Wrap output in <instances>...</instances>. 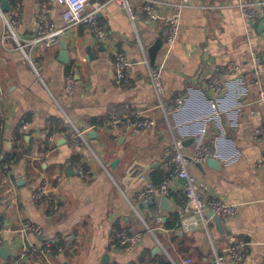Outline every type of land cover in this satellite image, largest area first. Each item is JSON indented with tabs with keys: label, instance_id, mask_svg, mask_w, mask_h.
Here are the masks:
<instances>
[{
	"label": "crops",
	"instance_id": "obj_1",
	"mask_svg": "<svg viewBox=\"0 0 264 264\" xmlns=\"http://www.w3.org/2000/svg\"><path fill=\"white\" fill-rule=\"evenodd\" d=\"M46 0H11L22 26L17 27L41 72L39 77L18 43L0 17V118L5 126L0 131L1 151H11L13 134L28 122L21 148H30L26 158L42 162V168L28 169L26 160L12 165L7 175L0 169V219L4 243L12 254L23 246L21 229L25 222L43 228V233L29 234V241L41 246L46 240L59 242L50 262L34 256L29 264H157V242L146 232L144 220L154 224L157 216L163 221L178 212L184 218L188 209L183 177L174 173V165L166 151L174 139L182 143L190 160L189 171L203 182L210 197L238 204L240 211L223 219V230L211 220L193 231L180 227L162 230L159 236L177 262L214 264L218 251L239 242L250 243L246 264H264V139L255 131L264 126V104L260 87L264 85V7L261 17L251 21L246 11L264 0H149L164 15L180 13V33L168 45L162 32L163 21H152L143 11L144 0H135L138 17L133 21L128 11L110 0H89V9L99 2V20L106 25L109 39L102 42L85 25L65 32L70 60H60V39L51 47L31 44L38 34L40 5ZM51 19L57 27H66L64 7L51 0ZM60 37V38H61ZM162 45L154 63L150 48L157 39ZM121 50L133 64L131 85L115 83L111 69L113 52ZM260 58L262 72L254 69V53ZM150 63V64H148ZM237 64L239 71L227 72L228 64ZM163 65L166 109L150 79V66ZM74 74L75 92L68 95L65 78ZM217 77L225 90L214 93L208 80ZM183 97L184 104L174 110V99ZM142 114L155 125L135 131L128 124L112 127L107 122L129 114ZM69 117L79 127L97 131L87 140L99 155L102 166L86 145H70ZM61 120L65 132L49 140V150L40 144L50 132L48 123ZM103 120L98 127L90 120ZM52 134V133H51ZM49 135V138L51 136ZM66 140H63V139ZM203 146L220 153L218 166L195 157ZM49 152V153H48ZM48 153V155H46ZM80 153L88 170L81 178L73 156ZM119 159L113 167L111 163ZM47 181V196L57 201L58 210L50 213V200L35 199L36 190ZM167 183L172 208L163 210L158 193L139 200L137 195L149 183ZM135 204L136 209L130 203ZM145 202H148L147 204ZM145 203L143 207L141 204ZM138 211V212H137ZM208 216V215H207ZM143 233L132 248L115 246L114 231ZM6 260L0 256V264Z\"/></svg>",
	"mask_w": 264,
	"mask_h": 264
},
{
	"label": "built area",
	"instance_id": "obj_2",
	"mask_svg": "<svg viewBox=\"0 0 264 264\" xmlns=\"http://www.w3.org/2000/svg\"><path fill=\"white\" fill-rule=\"evenodd\" d=\"M63 9V18L66 21V27H57L51 19V0H46L40 5V12L38 16V34L37 37L31 42V44L40 45L44 47H51L59 42L60 37L68 31V29L77 26L85 25L90 31L96 34L102 42H106L109 39L106 25L102 24L99 20L98 11L101 9L99 2L93 3V8L89 9V0H59ZM121 4L129 13L131 19L134 21L139 15L136 11L135 0H110ZM261 6L264 7V2L254 4L246 11V15L251 21H257L262 14ZM143 11L147 14L148 18L152 21H163L162 32L164 39L168 45H172L177 40L180 33V13H174L164 16L160 10L155 7L149 0H144ZM0 17L4 21L5 26L10 31L12 37L17 41L18 48L24 53L25 57L29 61L30 65L35 70L36 74L41 77V72L36 64L33 56L26 51L25 44H23L18 36L17 27L22 26L21 19L17 12L5 13L0 7ZM257 53H254V69L257 74L262 72L260 68V58ZM132 62L126 57L125 53L121 50H115L111 61V69L114 74L115 83L120 87H128L131 85V66ZM150 64V63H148ZM227 72L239 71L237 64L231 63L225 67ZM150 79L154 87V90L159 98V105L166 109L167 102L165 100V87L163 84V65L150 66ZM208 86L214 93H221L225 90V83L217 78L211 77L208 80ZM76 80L74 74L70 73L65 78V90L68 95H72L75 92ZM260 100L264 104V85L260 87ZM174 110L179 111L184 104L183 97L179 96L174 99ZM70 123V131L65 136L69 135L70 145L74 148H80L86 145L91 151L93 157L105 167L102 159L92 149L87 140L88 129L79 127L69 117H67ZM119 123L128 124L135 131L150 129L155 125V121L151 118L144 117L142 114H129L123 117V119L113 118L107 122L109 126H116ZM5 123L0 118V131L4 128ZM48 127L52 128V122L48 123ZM28 128V122H24L19 129L13 134L12 141L16 142L26 133ZM256 135H260L264 139V126L256 129ZM56 138V132H53L49 138L50 141H54ZM49 153V152H48ZM46 153V155H48ZM166 155L170 158L174 165V173L180 177L186 178L185 193L188 200V209L192 211V214L184 218L180 217L179 227L186 231H193L197 229L201 224H204L207 228L212 220L213 215H218L223 219L230 218L236 215L240 211L238 204L227 203L218 198L210 197L203 182L199 181L196 176L190 173L189 163L190 160L183 151V146L180 141L174 139L166 151ZM221 155L219 152L213 150L209 146H203L200 148L195 161L205 162L209 158H219ZM260 164H264V159ZM75 168L77 174L81 178H87L88 170L86 168L85 161L81 158L75 162ZM0 169L9 175L12 172V165L9 162L3 163L0 158ZM168 195L169 189L166 182L161 184L149 183L141 191H139L137 197L139 200L146 199L152 195ZM35 199L43 202L47 199L50 200V213L54 214L58 210L57 201L52 200L47 196V181L36 190ZM136 209L135 204L130 202ZM211 209L213 211L212 216H207L205 211ZM138 212V211H137ZM146 232L151 234L159 247L163 250V253L168 257L173 264H189L192 262L190 258L184 259L181 263L175 261L171 256L169 247L165 245L162 238L159 236V232L166 230L162 216H157L155 223L150 224L144 220ZM23 238V246L16 254H12L3 261L2 264H29L28 257L34 256L40 261L50 262L51 255L55 250H62L63 247L59 242H52L46 240L41 246H35L29 241V234H42L43 228L32 222H25L20 230ZM3 226L0 219V247L4 244L2 237ZM143 233H129L126 229H116L114 231V245L121 248H132L142 239ZM250 252V243L239 242L234 245L228 246L221 251H218L214 258V264H246L247 257Z\"/></svg>",
	"mask_w": 264,
	"mask_h": 264
},
{
	"label": "water",
	"instance_id": "obj_3",
	"mask_svg": "<svg viewBox=\"0 0 264 264\" xmlns=\"http://www.w3.org/2000/svg\"><path fill=\"white\" fill-rule=\"evenodd\" d=\"M0 7L2 9L3 12H7V11H11L13 9V4L11 2V0H0ZM162 45V39L159 38L157 39V41L154 43V45L152 46V48H150V51H151V60H152V63H154V60H155V57H156V54H157V51L158 49L160 48V46ZM60 60L63 61V62H68L70 60V57H71V53L69 51V47H68V44H67V41L65 39V37H61L60 38ZM88 135L90 137H96L97 136V131L95 130H92L88 133ZM63 140H66L65 138ZM119 162V159H115L111 165L114 167L117 163ZM207 162L212 165L214 164L216 167L218 166L219 164V161L215 158H209L207 160ZM104 164L106 165L107 162H104ZM197 165L199 167H203L202 165V162H197ZM186 180V178H183ZM151 201H158L159 204L161 205V208L163 210H169L172 208V204H171V201L169 200L168 196L166 195H161L160 197L159 196H154L150 199ZM146 204L148 202H145ZM145 203H142L141 204V207L144 206ZM206 215L208 216H212L213 215V211L211 209H207L205 211ZM212 219L214 222H216V224L223 230V218H221L220 216L218 215H213L212 216ZM161 255H164L163 253V250L161 249V247L157 246L156 249H155V252H157ZM12 253V248L9 246V243L6 242L4 243L1 247H0V256L4 259H7L9 258V256L11 255Z\"/></svg>",
	"mask_w": 264,
	"mask_h": 264
},
{
	"label": "trees",
	"instance_id": "obj_4",
	"mask_svg": "<svg viewBox=\"0 0 264 264\" xmlns=\"http://www.w3.org/2000/svg\"><path fill=\"white\" fill-rule=\"evenodd\" d=\"M55 127H52L50 129V132L46 133V135L44 136L41 144H40V150L43 151V152H46L48 151L50 148H49V135L53 132H56V133H59L61 134L62 132H65L66 130V127L65 126H61V120L60 119H57L55 121ZM88 126H92V127H98V126H101L104 124V121L103 120H90L88 121ZM25 141V136L23 135L19 141H16L15 142V145L13 147V149L11 151H1V161L3 163L5 162H9L11 165H16L18 164L19 162H21L22 160H26L27 162V165H28V169L32 168V166H37V167H40L42 168V162L41 160L38 161H32L30 160L29 158H26V156L29 154L30 152V148H21V146L18 145V142L20 141ZM73 160L76 162L77 160L81 159V154L80 153H76L73 157ZM87 168V167H86ZM172 218L173 220H171L170 218L167 219L164 223V226L168 229H176L177 227H179V222H180V216H179V213L178 212H175V213H172ZM157 264H173L171 262V260L166 257V256H162L160 257V261L159 263Z\"/></svg>",
	"mask_w": 264,
	"mask_h": 264
}]
</instances>
